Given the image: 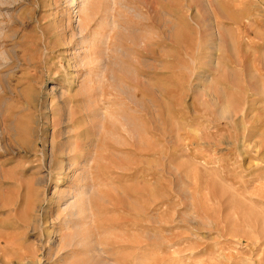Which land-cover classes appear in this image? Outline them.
<instances>
[{"label": "rangeland", "instance_id": "1", "mask_svg": "<svg viewBox=\"0 0 264 264\" xmlns=\"http://www.w3.org/2000/svg\"><path fill=\"white\" fill-rule=\"evenodd\" d=\"M103 1L0 0V264H264V0Z\"/></svg>", "mask_w": 264, "mask_h": 264}, {"label": "bare ground", "instance_id": "2", "mask_svg": "<svg viewBox=\"0 0 264 264\" xmlns=\"http://www.w3.org/2000/svg\"><path fill=\"white\" fill-rule=\"evenodd\" d=\"M100 1H101V0H100ZM104 1H105V0H104ZM104 1H103V2H104ZM112 1H113V3H118V2L121 3V2H122L121 0H111V2H112ZM128 1H129V0H128ZM96 2H97V0H87V3H88V4H92V6H93V4L95 5ZM127 3H128V2H127ZM81 18H82V17H81ZM83 18H84V17H83ZM83 20H84V19H82L81 21H83ZM85 20H86V19H85ZM84 23H85V22H84ZM84 23H83V24H84ZM86 23H87V22H86ZM86 23H85V24H86ZM155 23H156V22H155ZM86 25H87V24H86ZM84 26H85V25H84ZM82 27H83V26H82ZM73 76H75V75H72V77H71V78H72V79H71V83H73V81H74L75 79H77V78H75V77H73Z\"/></svg>", "mask_w": 264, "mask_h": 264}]
</instances>
